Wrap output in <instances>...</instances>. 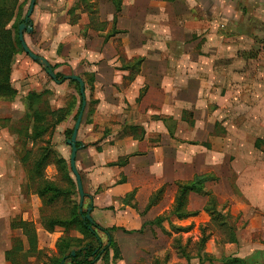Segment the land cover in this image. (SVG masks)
<instances>
[{
	"label": "rangeland",
	"instance_id": "1",
	"mask_svg": "<svg viewBox=\"0 0 264 264\" xmlns=\"http://www.w3.org/2000/svg\"><path fill=\"white\" fill-rule=\"evenodd\" d=\"M120 1L116 15L111 0H85L89 7L84 0H35L32 32H23L28 49L53 74L84 83L76 137L82 149L75 157L83 210L96 187L93 151L120 140L124 123L140 124L142 133L153 136L156 158L163 161L157 175L166 180L151 217L188 231L176 234L167 222L147 224L134 241L141 245L135 264H198L204 253L219 258L213 250H223L217 244L227 237L219 220L202 211L205 199L189 200L198 212L194 218L178 223L169 212L176 183L200 174L224 178L238 201L237 184L264 172V0ZM29 4L0 0L1 43L14 50L9 71L0 72V78L7 76L0 82V264H50L57 257L55 242L66 235L56 230L48 236L41 224L69 218L80 203L66 145L81 108L79 88L73 81H52L16 41ZM47 186L63 193L52 204L50 192L43 200L36 195ZM214 207L228 215L227 201ZM27 221L41 230L39 254L21 243V222ZM227 221L237 239L246 240L243 215ZM67 236L71 244L85 242L77 228Z\"/></svg>",
	"mask_w": 264,
	"mask_h": 264
},
{
	"label": "crops",
	"instance_id": "2",
	"mask_svg": "<svg viewBox=\"0 0 264 264\" xmlns=\"http://www.w3.org/2000/svg\"><path fill=\"white\" fill-rule=\"evenodd\" d=\"M249 1L251 3L253 2L252 0ZM121 7L122 5L120 8ZM68 13L73 14L72 9H70ZM260 15L264 16L263 13ZM261 20L263 21V19ZM70 25H72V23H70ZM128 127L137 129L130 133L127 129ZM142 131H144V129L140 124L124 123L119 134L120 140L108 146H98L93 151L95 153L96 166H91V169H95L92 175L96 187L94 186L95 190L89 195L92 198L90 217L100 228L107 230L113 229L110 235L120 253V260L116 263H112V253L110 252L106 262L100 260L96 264H135V261L141 255V245L138 243V240L137 243L134 242L136 241L135 239L139 238V234L142 233L143 228L146 227L147 224L156 226L153 222L161 217H151L157 212L161 198L149 209L147 206L152 195L159 190H162L161 194H163L165 189L166 180H164L162 175H157L158 165H161L163 161H159L156 158V148L155 145H152L154 144L152 143V134L148 132H144V134ZM146 166L149 167V170ZM260 168L264 169V166L262 165ZM147 172L149 173L148 175H143ZM95 173L96 175L94 176ZM120 177H122V180H120ZM214 177L216 178L215 181L208 182L204 185V191L209 192L214 197L217 204L227 201L228 207L225 212H227L230 217L242 214L244 220L247 222L244 229L246 240L237 239V236H235L234 242L223 241L217 244L218 248H220L222 244L225 248L221 251L217 249L213 250L214 256L215 253H221L219 257L221 260H217L216 263L219 264V262L225 259H238L246 261V264H264V172L261 173L258 179H248L247 182L244 183V186H242L241 183L237 184L238 187H240V194L242 196V199L238 201L234 197L227 179ZM176 184L173 202L177 192ZM129 195H132V199H128ZM194 196L205 199V203L202 205V211L204 213L207 197L194 193H189L187 195L186 211L189 213H197L196 216H198V212H192L193 210L190 208L189 204V200ZM44 221L41 224L42 231L46 232L48 236H54V233H49L44 229ZM176 221L179 223L182 220ZM27 224H29L32 229L31 232H33L35 238L36 250L38 249L37 251H39V244L37 243L39 234L37 233L41 230L35 229L34 224L31 222ZM172 224L174 223L172 222ZM69 232L71 233L72 230L68 231V233ZM26 242L27 240L25 237L21 239L23 246L26 245ZM4 246L9 248V242L5 241ZM221 255L224 256L222 257ZM215 257L219 259L218 256ZM28 264L30 263L28 262Z\"/></svg>",
	"mask_w": 264,
	"mask_h": 264
},
{
	"label": "trees",
	"instance_id": "3",
	"mask_svg": "<svg viewBox=\"0 0 264 264\" xmlns=\"http://www.w3.org/2000/svg\"><path fill=\"white\" fill-rule=\"evenodd\" d=\"M111 2L114 6V10L116 14L119 13L121 10L120 8L121 1L111 0ZM84 5L89 7L88 2H85V0H84ZM2 15H3L2 11L0 10V17ZM2 30H3V27H1L0 25V72L3 70V71H6V74H7L10 68V63L14 56V50L13 48H10V46H5V44L1 43L3 41ZM16 41L18 42V37L16 38ZM52 71H53V68H52ZM55 76H56V79L60 81L63 80L64 78L60 76L59 74H56ZM6 77L7 76L0 78V82L3 81V79L7 80ZM7 85L5 86L6 89H8ZM0 88H3V87H0ZM80 101L81 103L84 101V98H82L81 96H80ZM78 114L79 112L77 113V116ZM127 129L130 131V133H132L137 128L128 127ZM71 134H72V130L67 132L66 133L67 138H70ZM79 146H82V145L77 142V147ZM58 163H61V165L63 164L62 162H58ZM215 180L216 178L212 175H200V176H194L193 179L189 182L177 183L176 184L177 192L174 198L172 208L169 212V218H173V219L180 221V220H185L190 217H195L197 213H189L185 209L186 202H187V195L189 193H194V194L206 196L207 203L204 209L205 213L209 216L212 222L218 219L219 220L218 227H220L223 230V232L226 234V237H227L226 241L234 242L235 241V228L233 226H230L228 221L226 222V220L231 217L229 215H223L220 212L216 211L214 207L216 205V201L214 197L209 192L204 191V185L208 182H213ZM48 187L49 186L44 188V190L39 191L38 193H36V195L41 200H43V198L45 197V192L46 193L50 192L51 196L48 198L47 202L49 204H52L58 197L62 196L63 193L54 188H48ZM161 192L162 190H159L154 195H152L148 203V206H147L148 209L159 201ZM85 197L89 199V203L85 210H83V202H82L81 207L79 205L76 207L75 206L73 207L74 209L71 210L69 218L67 219L48 218L44 221L43 227L49 233L53 234L56 232V230H60L61 232L64 233V235H67L68 231L77 228L78 231L85 238V242L83 243L82 246H80L76 241L72 242V244L76 245L77 247L72 246V244L70 243V239H68V237L66 236L57 240V242L55 243L57 257L52 258L50 260V264H96L100 260L106 262L107 259L109 258L110 252L112 253V257H111L112 263H116L117 261L120 260L119 250L116 247V244L113 242L111 235H110V232L113 229L107 230V229L100 228L98 225H96L93 222L91 217H90V220L84 219V216L87 214V210H90V212L92 210V198L89 196H85ZM128 199H132V195H129ZM165 221H167V218L159 217L153 222V224L156 226H161V224ZM21 223H22L21 230L27 240L28 248L26 251L28 253L31 252L33 254L37 250H36V243H35L33 232H31L32 229L30 225L27 224L26 222H21ZM168 224H169V228L171 229V231L175 232L176 234L185 233L188 231V228H176L171 222H168ZM176 243L178 242L176 241ZM204 244H205V239L202 237V239H200L199 241L198 253L203 252ZM37 253L39 254L38 251ZM71 253H73L74 255L72 256ZM203 255L204 256L198 254L197 256L199 259L198 264H204V262L213 264V262H217V260L212 258V256H208V254H205V253ZM219 264H246V261H242L238 259H225L219 262Z\"/></svg>",
	"mask_w": 264,
	"mask_h": 264
},
{
	"label": "water",
	"instance_id": "4",
	"mask_svg": "<svg viewBox=\"0 0 264 264\" xmlns=\"http://www.w3.org/2000/svg\"><path fill=\"white\" fill-rule=\"evenodd\" d=\"M34 6H35V0H30L29 8H28L27 13L24 17V20L17 28L18 42L20 44L22 51L31 61H33L34 63H37L41 68H43V70L46 72V74L48 75V77L52 81H54L58 84H60L64 81L75 82L79 88V95L82 98H84V83L79 77H76V76L64 77L63 80L58 81L56 79L55 74H53L51 66L47 63V61L45 59L33 54L28 49V47L26 46V44L23 40V34H24L23 32H26V34H30L32 32V24L30 23V17L33 13ZM84 107H85V102L83 101L81 103V108H80L79 114L76 118L75 125H74V128L72 130V134H71L70 138L68 140H66V145L70 148L69 166H70L71 173L73 174V176L75 178L77 191H78L79 198H80V203H79L80 207L82 206V202L84 200V194L82 191V186H81V181H80L79 175L75 169V156H76L77 151H79L81 149V146L77 147L76 137H77L78 128H79L80 123H81ZM89 215H90V210H87V214L84 216V219L90 220ZM71 255L73 256L74 254L71 253Z\"/></svg>",
	"mask_w": 264,
	"mask_h": 264
}]
</instances>
